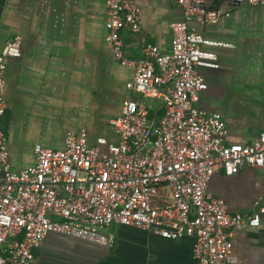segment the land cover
Masks as SVG:
<instances>
[{"label":"built area","instance_id":"2783aa9c","mask_svg":"<svg viewBox=\"0 0 264 264\" xmlns=\"http://www.w3.org/2000/svg\"><path fill=\"white\" fill-rule=\"evenodd\" d=\"M104 1L105 40L114 59L133 69L129 89L136 94L110 120L117 143L98 139L90 146L84 132L68 133L61 150L36 145L34 164L13 171L1 128L3 73L20 56V38L7 40L0 52V264H30L47 233L110 248L114 224L166 239L190 237L195 264H230L232 230L264 225V206L229 213L207 193V183L215 172L231 176L246 166L264 176V132L250 144H226L221 114L195 107L207 87L197 68L217 67L207 48L230 45L203 38L189 23L214 24L222 13L206 0H173L183 20L169 25V51L145 43L139 58H128L121 30H139L138 7L133 0ZM164 191L170 201L163 202Z\"/></svg>","mask_w":264,"mask_h":264},{"label":"crops","instance_id":"0c3cea01","mask_svg":"<svg viewBox=\"0 0 264 264\" xmlns=\"http://www.w3.org/2000/svg\"><path fill=\"white\" fill-rule=\"evenodd\" d=\"M133 1L139 30H121L125 56L139 58L145 43L168 52L169 25L183 20L180 7L173 0ZM214 2L206 0L205 6L211 9ZM218 10L222 15L214 24L189 23L203 38L230 45L207 48L217 67L197 68L207 87L195 107L221 114L226 144H250L264 132V4L223 2ZM105 20L104 0H0V52L7 40L20 38V56L3 73L1 128L13 171L34 164L36 145L61 150L68 133L84 132L90 146L98 139L117 143L110 120L131 97L133 69L114 59ZM206 191L223 200L229 213L264 206V176L252 167L231 176L215 172ZM162 198L170 201L166 191ZM110 230L115 237L110 248L47 233L30 264H195L190 237L166 239L119 224ZM230 239V264H264V225L240 224Z\"/></svg>","mask_w":264,"mask_h":264},{"label":"water","instance_id":"95a60500","mask_svg":"<svg viewBox=\"0 0 264 264\" xmlns=\"http://www.w3.org/2000/svg\"><path fill=\"white\" fill-rule=\"evenodd\" d=\"M223 2H225L227 6L240 5V2L238 0H215V2L211 6V9L218 10L220 4Z\"/></svg>","mask_w":264,"mask_h":264},{"label":"rangeland","instance_id":"374dc122","mask_svg":"<svg viewBox=\"0 0 264 264\" xmlns=\"http://www.w3.org/2000/svg\"><path fill=\"white\" fill-rule=\"evenodd\" d=\"M131 93V92H130ZM131 97L132 98H135L136 97V94L133 93V96H132V93H131ZM129 98V97H128ZM147 102L150 104V103H153L152 101L150 100H147ZM156 199V198H153V200Z\"/></svg>","mask_w":264,"mask_h":264}]
</instances>
